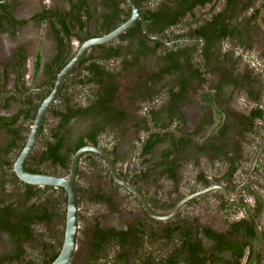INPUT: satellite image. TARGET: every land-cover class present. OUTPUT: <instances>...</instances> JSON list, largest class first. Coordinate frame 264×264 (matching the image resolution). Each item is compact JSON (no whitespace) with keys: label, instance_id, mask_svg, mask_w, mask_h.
<instances>
[{"label":"trees","instance_id":"1","mask_svg":"<svg viewBox=\"0 0 264 264\" xmlns=\"http://www.w3.org/2000/svg\"><path fill=\"white\" fill-rule=\"evenodd\" d=\"M136 1L142 8L148 32L162 36L167 42L174 40L173 43L168 45L162 40L149 38L138 21L120 34L116 41H113L114 43L94 47L93 50L98 48L99 53L97 55L91 53L86 59L89 61L76 68L75 83L66 86L71 97L69 107L60 113L53 112L54 123L51 125L46 115L37 143L26 163L29 171L62 174V170H68L74 152L83 145H98L100 136L109 139L111 149L110 151L104 149L116 167V162L121 158L117 150L129 131V127L126 126L129 120L126 106L158 100L157 105H152L141 114L139 131L141 130L142 135L137 139L138 154L143 161H147L153 156L158 145L166 143V147L149 169L140 170L141 178L146 179L151 184L150 187L161 177L177 182L181 178L182 168L187 159L198 160L200 157L225 163L227 167L225 174L228 177L233 176L236 170L235 157L240 149L237 143L234 144L233 153L227 148L225 138L228 125L224 123L217 133L202 142L195 140V137L206 125L214 122L215 102L219 99L225 100L222 92L225 85L246 87L252 95L253 91L249 90V85L246 84V81L249 83L250 80L249 74L244 75L241 81L234 79L231 75V64L224 63L228 54H217L212 49L218 40L232 36H237L241 44L249 45V41L243 39L239 22L233 23L243 1L215 0L210 6V14L207 18L188 19L187 23L182 22V26H178V23H181L180 18L186 14L189 15L185 16L186 18L193 16L197 5L204 6L209 0H176L179 5L175 11L171 9V0ZM101 3L109 9V12L102 15L104 23L97 19L99 30L109 32L130 16V7L125 0H102ZM80 4L75 5L77 11L74 16L70 13L68 15L72 16L71 21L76 27V35L86 40L89 37L86 35V23L79 12L82 9ZM258 12V10L254 11L250 19L244 22L243 28L246 31L249 30L248 22L255 20ZM87 17L91 16L87 14ZM64 19L65 16L61 19V27L69 33ZM175 28H180L182 31L175 33ZM200 43L204 45L201 51ZM116 59L118 64L107 65L109 61ZM213 59L215 63L217 62V66L212 68L210 66ZM202 68H207L206 70L212 74L215 70L218 71L219 78L213 84V88L219 91V94L211 95V98L204 102L205 107H200L202 115L198 125L193 131L186 132L182 128L186 124L182 108L193 103L190 97L193 86L206 81ZM165 77H173L172 83L168 86H158ZM127 80L131 85L124 88L120 99L118 94L121 83ZM21 114H24V111H21ZM227 114L224 117L228 116ZM262 114L261 109L253 108L251 113L244 117L245 122L250 125V122L262 117ZM19 116L18 114L10 123H5V126L12 124L9 129L12 138L6 147L0 149L1 155H6L18 145L16 140L20 139L22 128L21 126L15 128L13 124ZM24 116L28 122L33 118V116L29 117L28 112ZM81 120L86 123L85 131L74 136L73 125ZM171 124L176 125L171 128ZM90 155L97 156L91 152L81 155L76 175L80 171L81 158ZM49 163L55 165V172L46 169ZM12 165V160L0 162V168L4 169L0 174V232L6 233L14 245L12 251L0 256V264H10L14 259L25 254L23 244L33 240V225L43 223L48 226L58 217L57 219L63 220L61 229L57 232L58 236L49 242L42 241L37 253L26 263L48 264L57 256L61 248L66 194L62 188L34 186L20 181L15 176ZM104 171L110 182H114L106 165ZM195 179L196 184L207 183L202 172L197 173ZM77 186L79 191V185ZM6 187L11 188V191L6 193ZM55 189L60 190L64 196L60 203L53 204L50 208L46 194ZM153 197H150L151 201ZM99 198H103L101 194ZM109 200L108 198L107 201ZM143 226L144 223L137 220L125 230H118L114 227H100L97 221L90 229V238L86 245L87 262L90 264H205L207 262L240 264L245 250L247 248L249 251L252 250L251 242L256 236L254 227L246 220L232 223L229 229L220 232L203 228L202 231L211 241V244L205 247L202 240L196 236L197 227L171 226L166 223L157 231L150 229L148 235ZM144 234L148 237L145 238ZM151 240L161 241L162 253L158 259L147 253V241ZM129 251L134 254V258H129L130 260L127 258ZM108 255H113L112 259L107 258Z\"/></svg>","mask_w":264,"mask_h":264},{"label":"rangeland","instance_id":"2","mask_svg":"<svg viewBox=\"0 0 264 264\" xmlns=\"http://www.w3.org/2000/svg\"><path fill=\"white\" fill-rule=\"evenodd\" d=\"M242 1L243 3L234 19L235 22L240 21V24H243L250 19L254 11H259L255 20L248 22L249 48L245 50L238 46L234 39H230L221 42L215 52L217 54H228L227 60L221 58L225 60V64H231V75L234 79L241 81L244 75L249 74L250 80H248L249 83L246 81V84L253 91L252 95L249 94V97H247L242 86L237 85V87L233 88L232 84L225 85L222 90L225 100L219 99L215 102L214 122L211 125H206L195 137V140L202 142L207 137L217 133L224 123L228 125L227 139L225 138L227 148L233 153L232 149L234 144L237 143L240 149L235 157L236 170L233 176L228 177L225 174L227 171L225 163H220L217 160L210 161L205 157H200L198 160L187 159L182 168L181 178L177 182L161 177L150 187L151 184L146 179L141 178L139 175L140 170L149 169L151 164L159 159L160 152L166 147V143L158 145L155 154L147 161H143L138 154L137 139L142 135L141 130L139 131L141 114L151 108L152 105H157L158 100L126 106L129 114L126 126L129 127V131L117 150L121 158L116 162V169L124 176L130 175V184L137 186L144 193H151L154 197L150 201V205L154 210L161 211V213H164L163 211H166L172 205V202L192 190H200L210 185L223 187L228 197L225 196L220 188H213L207 193L201 194L199 199L185 205L181 214L173 222L185 221L188 226L198 223L199 226H208L216 231H225L229 229L230 224L246 220L254 227L256 236L251 242L252 250L249 251V248L245 250L240 264H264V120L262 118L254 119L248 125L244 119L246 113L253 107L258 109L264 107V0ZM214 2L215 0H209L202 8L197 7L194 10V15L188 17L187 20L207 18L210 14V6ZM124 7L126 8V6ZM76 49L77 45L75 44L74 51ZM112 65L114 66L115 64ZM211 65L210 67L212 68L217 66L215 59H213ZM213 74L210 73L209 76L211 77L206 78L204 83L195 84L190 91L193 103L188 104L184 108L187 120L185 126H182L183 131L191 132L197 125L202 115L200 107H205L204 102L211 98L214 91L213 84L219 78L218 71L215 70ZM172 80L173 77H165L157 83L161 87L168 86L172 83ZM130 85L129 80L122 81L120 94H118L120 99L124 88ZM69 98L71 97L66 89L62 97L48 110V123L50 125L54 123L53 112L58 111L60 113L69 107ZM36 105L35 109L38 107V102ZM15 108L16 106H13L11 111ZM226 113H228V116L224 117ZM33 114L35 115V113ZM32 120L22 129L18 147L22 145L20 143H24L26 140ZM175 125L171 124L170 127L172 128ZM85 128L86 123L83 120L74 124V136L83 133ZM1 139L2 136L0 137ZM99 143L110 151L111 143L108 138L100 136ZM104 167V161L95 155L83 156L80 160V171L76 175V183L80 189L78 191L79 229L77 247L71 261L72 264H90L87 262L86 245L90 238V229L97 221L101 226L113 225L125 228L137 220H142L146 226L156 231L163 225V223L156 222L145 216L140 205L135 203L118 184L110 182ZM55 168V165L49 163L46 169L55 172ZM2 170L4 169L0 168V174H2ZM61 172L66 174L68 170H62ZM199 172L205 174L207 183L196 184L195 178ZM9 191H11V188L6 187V193ZM51 191L46 194L50 208L53 204L60 203L62 196H64L60 190ZM100 194L103 197L102 199H98ZM151 195L149 197H152ZM108 198L112 202L110 200L107 201ZM57 218L48 226L43 223L33 225V240L23 244V248L26 251L25 254L14 259L10 264H26L27 261L32 259V255L37 253L42 241L49 242L55 236H58L57 232L61 229L63 220ZM160 243V240L147 241L148 253H151L157 259L162 253ZM204 244L207 247L211 242L205 240ZM13 248L14 245L8 235L0 233V254H7ZM225 256L228 257V255ZM112 257L113 255L107 256L110 259ZM127 258H134V254L129 251ZM205 264L220 263L207 262Z\"/></svg>","mask_w":264,"mask_h":264},{"label":"flooded vegetation","instance_id":"3","mask_svg":"<svg viewBox=\"0 0 264 264\" xmlns=\"http://www.w3.org/2000/svg\"><path fill=\"white\" fill-rule=\"evenodd\" d=\"M101 1L102 0H83L81 3V0H0V137L2 136V139L0 140V149L6 147V145L11 141L12 138V134L9 132V129L12 124H8L9 126L8 127L5 126V123H10V121L13 118H16L18 114L20 116L13 124L15 128L21 126V128L23 129L25 125L29 123L24 119L25 117L24 114L28 112L29 117L35 116L33 113L36 114L38 108L37 107L35 109V106H37L36 103L38 102V106H39L43 98L50 93L60 70L75 55L79 45L83 41H85L82 37L76 35L75 33L76 27L73 24L74 22L71 21V17L74 16L76 13L75 11H77L75 5L78 3L82 4V9L79 12L81 18L84 19L86 23L85 26L86 35L89 38L93 36H101L103 34L108 33V32H104V30H99L98 29L99 27L97 26V22H96L97 19H99V22L104 23V19L102 15L109 12L108 8L102 6ZM178 5L179 3L176 0H171V7H172L171 9L175 11ZM197 7L202 8L203 6L197 5ZM68 13H70L72 16L68 15ZM87 14H89L91 17L88 18ZM64 16H65L64 23L65 26L69 29V33H66V31L61 27L62 26L61 19ZM185 16H189V15L186 14ZM185 16H183V18H180L181 23L179 22L178 26H182V22L183 24L187 23L188 20ZM233 23L234 24L238 23L239 29L242 31L243 39L245 41L246 40L249 41L248 40L249 30L246 31V29L243 28V24L245 23L240 24V21L235 22L234 20ZM181 31L182 30H180V28L174 29L175 33H180ZM116 39L117 37L104 44L108 45V43L110 42L112 44L114 43L113 41H116ZM230 39H234L237 42V45L245 50L249 48L248 45L246 46L241 44L237 36L236 37L232 36L224 40H220V41L218 40L215 43L214 47L212 48L213 51H216V49L218 48L221 42ZM173 41L172 40L168 42L166 41L164 43L171 45ZM75 44L77 45V49L74 51ZM99 45H103V44H99ZM99 45H94L89 47L84 53L81 60L67 73L58 97L50 105L48 110L51 109V107L62 97L63 93L65 92L66 86L68 84L75 83L76 73H77L76 68H78L81 64L85 65L89 61L86 59L89 58V55L91 53H93V55H97L99 53L100 50L98 48L96 50L95 49L93 50L94 47H98ZM203 47L204 45L200 43L199 50L201 51ZM109 63L111 65L112 64L116 65L118 64V60L116 59L115 61H109L107 65ZM206 69L207 68H202L204 72L203 75L206 78L211 77L209 76L210 75L209 71H207ZM68 88L70 89V87ZM233 88L235 87L233 86ZM213 89L214 91L212 92V95L219 94V91H216L215 88ZM250 89L251 88L249 87V90ZM244 90L246 96L249 97L248 89L244 87ZM13 106H16V108L13 111H11ZM186 106L187 105H185L182 108V113L184 116H185L184 108ZM253 108H257V107H253ZM252 109H250L248 113H246V116H248L251 113ZM260 109L263 111L262 117H258L255 119L262 118L264 120V107ZM21 111H24V114H21ZM47 112L45 114V117L47 115ZM214 112L215 109L213 111V117H214ZM32 119H34V117ZM199 120L197 122V125L199 123ZM197 125H195V127ZM19 140L20 139L16 140V142L18 143L17 147L15 146L9 153H7L6 155L0 154V162L1 161L7 162L8 160L10 162L12 160L14 163L16 157L18 156L20 150L22 149L23 145L26 142L25 140L24 143H20L22 145L18 147L20 142ZM95 146L104 149V146H102L100 143H98V145ZM11 155H14L15 157ZM118 174L121 178L126 179L130 184L129 174L127 176H124L119 172ZM130 185L133 186L139 193H141L144 198H148L149 201L146 199L145 200L147 201L151 210L157 215H166L170 213L173 207L180 199L199 190V189L192 190L188 192L180 199H177L175 202H172V205H170L168 209L166 208L167 210L163 211L164 213H161V211L154 210L150 205L151 204L150 202L151 198L149 197L150 193H144L137 186H134L132 184ZM120 187L124 190V192H126L128 196L131 197V199L135 203H137L142 207L140 202L133 194H131L122 186ZM199 196H201V194L196 195L191 199L187 200L179 207L177 212L167 220L154 219L146 213L143 207L142 209L145 216H148L149 218L153 219L156 222L163 223L162 226H164L167 223L171 226L185 225L186 227H188V225L185 224L186 223L185 221L173 222V220L178 215L181 214V211L185 205H187L189 202L193 200L199 199ZM141 222L143 221L141 220ZM128 226L129 225H127L125 228H119L113 225H109V226L100 225V227L103 228L114 227L118 230H125ZM143 227L145 232L148 233V235H150L149 232L151 228L146 226L145 223ZM190 227L198 228V232L196 236L202 240L203 246H205L204 244L205 240L210 241L202 230L203 228H209L213 230L212 228L208 226H199L198 223L196 225L193 223L192 225H190ZM213 231L220 232L216 230ZM174 233H176V231ZM144 237L147 238L148 236L144 234ZM2 255L5 254L4 253L0 254V256Z\"/></svg>","mask_w":264,"mask_h":264},{"label":"water","instance_id":"4","mask_svg":"<svg viewBox=\"0 0 264 264\" xmlns=\"http://www.w3.org/2000/svg\"><path fill=\"white\" fill-rule=\"evenodd\" d=\"M125 1L130 7V16L128 17V19L106 34H103L101 36H93L83 41L79 45L75 55L60 70L56 77L52 90L48 95L43 98L40 105L38 106L26 142L12 165V170L15 176L20 181L34 186H52L62 188L66 194L65 223L61 248L57 256L48 264H70L77 247L79 229V194L78 186L76 183V172L78 167V161L81 155L85 152L95 153L100 156L105 162L107 170L114 182H116L118 185L122 186L131 194H133L140 202L146 213L154 219H169L187 200L191 199L196 195L205 193L213 188H220L224 192L225 196L228 197L226 190L223 187L219 185H210L180 199L173 207L170 213L166 215H157L151 210L143 195L139 193L133 186H131L126 179H123L119 176L109 154L104 149L91 144L83 145L74 152L69 163L68 172L66 174L31 172L27 169V160L36 145L48 108L58 97L67 73L81 60L84 53L89 47L109 42L110 40L118 37L120 34L127 31L137 21H140L143 31L147 33V36L149 38L164 41L162 36L153 35L148 32V29L145 25V19L144 14L142 12V8L137 3V1Z\"/></svg>","mask_w":264,"mask_h":264}]
</instances>
